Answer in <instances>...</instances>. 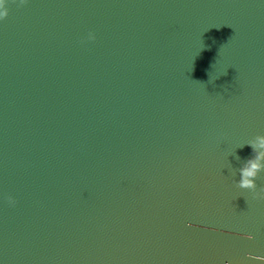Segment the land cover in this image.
<instances>
[{"label": "water", "instance_id": "95a60500", "mask_svg": "<svg viewBox=\"0 0 264 264\" xmlns=\"http://www.w3.org/2000/svg\"><path fill=\"white\" fill-rule=\"evenodd\" d=\"M6 6L0 264H264V0Z\"/></svg>", "mask_w": 264, "mask_h": 264}, {"label": "clouds", "instance_id": "9594fccd", "mask_svg": "<svg viewBox=\"0 0 264 264\" xmlns=\"http://www.w3.org/2000/svg\"><path fill=\"white\" fill-rule=\"evenodd\" d=\"M24 2L25 0H20V3ZM7 3L8 0H0V19H3L8 14ZM87 39L94 40V33L89 32ZM247 145L250 146L253 154L240 165L238 169L239 179L236 183L239 188L254 191L256 188L254 178L257 177L261 169H264V134H257L252 140L247 141ZM257 195L264 199V193H258ZM7 200L9 204L15 203L11 196H8Z\"/></svg>", "mask_w": 264, "mask_h": 264}]
</instances>
